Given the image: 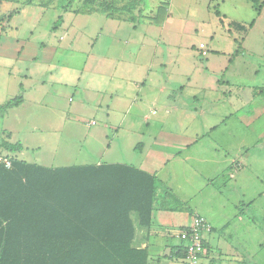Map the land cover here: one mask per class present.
<instances>
[{
    "label": "crops",
    "instance_id": "0c3cea01",
    "mask_svg": "<svg viewBox=\"0 0 264 264\" xmlns=\"http://www.w3.org/2000/svg\"><path fill=\"white\" fill-rule=\"evenodd\" d=\"M168 2L95 0L92 12L78 13L81 0L66 11L57 1L19 7L16 17L26 14L32 24L16 28V52L0 50L1 74L14 83L0 105L21 96L0 114V144L21 149L2 156L46 168L121 164L153 175L151 224L137 229L134 243L146 249L148 264H187L178 233L194 215L211 228L199 264H264L263 155L256 148L264 142V86L244 83L233 59L246 51L254 19L228 21L214 12L238 50L214 49L212 36L190 47L197 59L186 69L166 29ZM63 146L76 157L59 156ZM43 148L53 149L51 160L36 156ZM75 159L79 165H65Z\"/></svg>",
    "mask_w": 264,
    "mask_h": 264
},
{
    "label": "trees",
    "instance_id": "16d2710c",
    "mask_svg": "<svg viewBox=\"0 0 264 264\" xmlns=\"http://www.w3.org/2000/svg\"><path fill=\"white\" fill-rule=\"evenodd\" d=\"M46 1L66 11L77 0ZM81 1L73 12L93 11L95 0ZM250 2L259 14L263 4ZM18 11L0 17V35ZM20 102L8 100L0 114ZM0 149L21 147L2 141ZM10 159L8 169L0 164V264H148L146 249L134 243L137 229L151 224L153 175L121 164L46 168Z\"/></svg>",
    "mask_w": 264,
    "mask_h": 264
},
{
    "label": "rangeland",
    "instance_id": "374dc122",
    "mask_svg": "<svg viewBox=\"0 0 264 264\" xmlns=\"http://www.w3.org/2000/svg\"><path fill=\"white\" fill-rule=\"evenodd\" d=\"M36 1V0H31ZM37 1H46V0H37ZM168 12L170 13V21L167 24L166 29L168 30L169 35L173 37V45L178 46V50L181 54L179 64L186 69L193 63L192 60L196 61L195 52L190 49L191 46H198L199 43H209L213 36L212 47L214 49L227 51L229 49H234L237 51V45L233 43L231 39L226 35V21L216 17L214 12L219 11L221 15H226L229 20H242V21H252L254 19V26L250 30L248 39L246 41V51L239 52L233 56L235 67H238L240 71L244 72V83L252 86H264V10L263 14L256 18L255 12L251 11L248 14L249 9L246 7L243 0H168ZM0 3V14H8L15 8L23 7V3L28 2L27 0H1ZM25 10H32L27 9ZM247 11V13H246ZM166 14V11H165ZM248 14V15H247ZM247 15V16H246ZM1 17V16H0ZM29 18V17H28ZM47 19L42 20L39 27L44 29ZM22 23L25 24V27H28L32 24V21L27 19L26 14L16 17V14L12 16L9 21L8 28L6 32L0 38V50H4L8 53L16 52V46L14 41L16 40V28H18ZM48 23V22H47ZM172 28L174 30H172ZM43 29H39V34L43 33ZM167 32V31H166ZM233 36H241L237 31H232ZM243 36V35H242ZM7 38V39H6ZM6 53V54H7ZM240 53H242L240 55ZM64 58L59 55L58 60H63ZM13 81L7 80L3 74H1L0 68V97L6 99L10 98L9 90L13 87ZM7 93V94H6ZM4 95V96H3ZM247 97L248 94L245 93L243 97ZM187 97V95H184ZM87 116L91 115L89 112L86 113ZM12 118V117H11ZM14 118V117H13ZM12 118V119H13ZM12 119L9 120V123H12ZM6 121V120H5ZM4 121V122H5ZM7 123V121H6ZM6 125V124H5ZM0 128H4L3 121L0 120ZM6 128V127H5ZM16 133V130H15ZM63 142L64 138H63ZM72 146H69L68 149L63 146L58 151L59 156L63 157H76V151H73ZM258 150L257 153H262L264 156V142L260 143L256 147ZM8 155L4 150L0 149V155ZM32 154V152L30 153ZM36 155L39 157H44L47 159H52V154H55L53 149L43 148ZM32 156V155H30ZM73 156V157H72ZM259 158L257 164L260 168V173L264 170V157ZM10 158L9 156H5ZM54 158V157H53ZM55 160V159H54ZM33 161V160H32ZM73 161V162H72ZM70 160V164L65 165H79L80 160ZM52 165H58L57 163ZM263 215V212H262ZM262 226L264 223L262 221ZM264 255V252H263Z\"/></svg>",
    "mask_w": 264,
    "mask_h": 264
},
{
    "label": "built area",
    "instance_id": "2783aa9c",
    "mask_svg": "<svg viewBox=\"0 0 264 264\" xmlns=\"http://www.w3.org/2000/svg\"><path fill=\"white\" fill-rule=\"evenodd\" d=\"M201 55H206L204 45L199 46ZM87 126L95 125L94 121L87 122ZM0 164L6 169L11 166V159L0 155ZM238 167V165H236ZM210 225L201 217L194 215L191 223L178 233V239L185 251L184 260L187 264H199L201 256L204 254V234L209 233Z\"/></svg>",
    "mask_w": 264,
    "mask_h": 264
}]
</instances>
